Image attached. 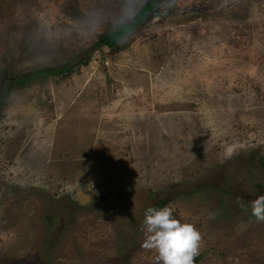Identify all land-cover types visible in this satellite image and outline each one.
<instances>
[{"label": "rangeland", "instance_id": "rangeland-1", "mask_svg": "<svg viewBox=\"0 0 264 264\" xmlns=\"http://www.w3.org/2000/svg\"><path fill=\"white\" fill-rule=\"evenodd\" d=\"M145 1L0 0V84L74 65L1 100L0 264H160L143 221L165 198L194 264H264V0H158L95 47Z\"/></svg>", "mask_w": 264, "mask_h": 264}, {"label": "clouds", "instance_id": "clouds-1", "mask_svg": "<svg viewBox=\"0 0 264 264\" xmlns=\"http://www.w3.org/2000/svg\"><path fill=\"white\" fill-rule=\"evenodd\" d=\"M235 149V145L227 146L224 156L230 158ZM251 212L258 221H264V196L252 201ZM143 226L146 239L142 246L155 250L160 264H194L202 237L193 224L181 223L174 217L172 209L165 206L147 208Z\"/></svg>", "mask_w": 264, "mask_h": 264}, {"label": "trees", "instance_id": "trees-1", "mask_svg": "<svg viewBox=\"0 0 264 264\" xmlns=\"http://www.w3.org/2000/svg\"><path fill=\"white\" fill-rule=\"evenodd\" d=\"M158 0H146L142 3L135 14L130 18L128 23H124L122 27L113 29L111 31H107L98 35L97 40L94 45L96 48L105 47L108 52L122 50L129 44V36L132 30L136 27L141 26L145 23L150 15V12L156 11L155 5ZM125 41L123 42V39ZM87 59L85 60V62ZM74 70V65L70 63H66L61 66L51 67V68H40L33 71L16 73L13 75H7L2 77V81L0 84V103L4 95L9 92L14 87H22L30 84L32 81L37 80L40 75L45 74L48 76H68ZM163 201H159L154 205L155 208H160L164 205ZM44 258V257H43ZM45 259V258H44ZM42 259L41 262L36 264H46L45 260Z\"/></svg>", "mask_w": 264, "mask_h": 264}]
</instances>
